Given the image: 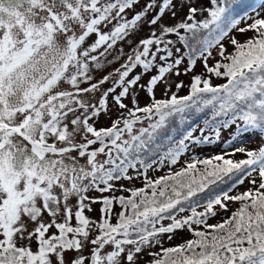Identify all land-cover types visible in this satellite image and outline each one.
I'll use <instances>...</instances> for the list:
<instances>
[{
    "label": "snow or ice",
    "instance_id": "6c2138e0",
    "mask_svg": "<svg viewBox=\"0 0 264 264\" xmlns=\"http://www.w3.org/2000/svg\"><path fill=\"white\" fill-rule=\"evenodd\" d=\"M239 6L0 0V264H264V13Z\"/></svg>",
    "mask_w": 264,
    "mask_h": 264
},
{
    "label": "rangeland",
    "instance_id": "374dc122",
    "mask_svg": "<svg viewBox=\"0 0 264 264\" xmlns=\"http://www.w3.org/2000/svg\"><path fill=\"white\" fill-rule=\"evenodd\" d=\"M246 1H244L243 3H246ZM243 3L241 4V6L237 9V12L239 10H241V8L243 9ZM249 3V2H248ZM260 12V13H264V2L261 3L260 5H258L257 7H254L253 9L247 11L249 13H251L252 15H255L256 12ZM183 14V13H181ZM248 35H252V33H248ZM239 39L243 40L244 37L243 36H240ZM225 43H227V41H225ZM125 50H127V48H125ZM119 65L118 64H113L111 67L112 68H115V67H118ZM197 71H200V67L198 66L197 67ZM175 79V77H174ZM179 79L181 80H184L185 82H188L189 80V77L188 76H181L179 77ZM186 93V89L184 90V92H182L181 94H185ZM143 102V98H142V101ZM109 123V121L107 120V118H101V121H100V124L98 126H106L107 124ZM225 136H227V133H225ZM260 143V137L257 136L255 139H250L248 144L246 145L248 148H253V147H256L258 144ZM220 151V147L219 146H208V147H205L203 148V150H198L195 155L197 156H200V155H209V154H216L217 152ZM237 158H240L239 155L237 156ZM184 163V158L181 159V162L175 166H171V170H178L179 167L181 166V164ZM199 167V166H198ZM170 168L168 166H165L163 168H156V170H152L150 169L149 172H148V175L150 178H159L160 176L162 175H166L168 172H169ZM134 185L136 187H141L143 186L142 185V182L140 180H137V181H134L133 182ZM249 185L247 184V182H245V185L243 186H240L237 191H243L245 190ZM235 194V193H233ZM236 205L234 204H229V208L230 210L235 208ZM225 215H230V212L229 213H221V216H225ZM217 219H219V217H217L216 219H210L209 220V223H216L217 222ZM191 238L188 234L187 231H184V232H180L177 234L176 238L173 239L171 242H165V247H169V246H173V245H176V244H179L181 243L183 240H186V239H189Z\"/></svg>",
    "mask_w": 264,
    "mask_h": 264
},
{
    "label": "trees",
    "instance_id": "16d2710c",
    "mask_svg": "<svg viewBox=\"0 0 264 264\" xmlns=\"http://www.w3.org/2000/svg\"><path fill=\"white\" fill-rule=\"evenodd\" d=\"M246 1V0H240V6L241 4ZM249 2V3H248ZM264 0H247L246 3H243V9L241 8V10H239L238 12H245V11H249L251 9H253L254 7H257L258 5H260L261 3H263ZM239 6V7H240ZM216 82H221L219 80H217ZM187 91V90H186ZM197 120L199 121L200 118L197 117Z\"/></svg>",
    "mask_w": 264,
    "mask_h": 264
}]
</instances>
